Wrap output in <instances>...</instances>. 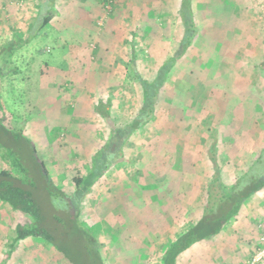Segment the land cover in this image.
Instances as JSON below:
<instances>
[{
	"label": "rangeland",
	"instance_id": "rangeland-1",
	"mask_svg": "<svg viewBox=\"0 0 264 264\" xmlns=\"http://www.w3.org/2000/svg\"><path fill=\"white\" fill-rule=\"evenodd\" d=\"M183 2V9L189 16L191 14L192 18H190L194 20L196 37L192 40L188 53L177 62L171 71L170 83L161 91L157 117L148 125L146 131L141 130L132 138L124 150V157L98 180L82 202L81 216L84 224H78L79 229L77 230H80L78 236L68 235L70 239H75L70 248L75 259L77 257L89 259L90 264H100V261L105 263L102 255L107 253L98 244L97 233L110 236L111 230L107 226H104L102 230H97L96 220L102 216L104 218L107 214L105 218L111 221L119 213V216L124 219L118 226L128 225V219L131 217L129 213L131 212L132 215L135 212L141 213L145 204L149 203L147 197L152 196V203L160 198L161 202L164 200L159 190L161 185L167 188V193L169 189L172 192L170 191V196L166 195L165 214L161 215L162 219L160 223L157 222V227L150 231L149 239L156 237L164 239V236L167 238L175 229V224L178 229H184L189 225L188 222L192 221V217H199L203 200L197 199L205 198L202 196L200 182L202 179L206 183L209 182V179L213 177V168L208 170L204 164L200 163L195 166V172H198L200 176L193 177V182L196 183V187L192 189L193 192L188 187L179 190V183L176 181L178 179L174 174H182L180 169L184 166L183 156L189 155L191 159L200 158L197 163L204 161V157H207L208 152L205 151V147L209 144L199 146L196 142H199L201 137L209 138L213 135L218 144V156L223 157L222 153L225 152L226 158L229 159L223 164V172L233 175V178L237 177L244 167L240 165L239 159L250 150L252 154L254 153L255 149L248 147L250 144L244 146V143H248L245 138L249 134L247 139L250 140V134L253 132L240 133L238 138L244 136L243 140L230 142L225 139L226 136L233 138V135H237L239 131L235 134L226 132V127L223 129L221 123H223V116L226 115L225 112L228 113L229 110L237 107V103H240L238 95L233 94L235 87H249L250 81H254L258 71L261 70L255 64L247 68L240 67L245 55H250L247 51L244 53L238 50L241 44L237 33L242 31L244 34L253 29H262L264 32V0H183ZM115 3L116 1L109 7L105 3V6L110 10ZM32 5V2L29 5L24 0H10L7 6L0 0V47L12 37L13 29L26 32L25 38L30 33L28 29L30 23H33L35 12V5L34 7ZM176 5L178 7L179 2ZM188 6L190 11L187 10ZM44 7L54 14L53 26L50 22L41 30L34 27L31 31L34 37L32 35L30 43L16 52L12 61L10 54L13 46L5 44L1 48L0 78L4 76L3 71L6 75L0 81V119L10 130L9 135L5 133L3 141H6L10 134L16 138V134L22 133L25 139L19 142L27 144L31 150L37 149V154L45 161L52 180H56L58 185L66 191H73L74 177L88 174L92 158L104 146L112 129L131 121L139 111L142 104V91L137 81L130 79L127 67L118 59L121 55L128 58L130 55L117 51L122 47L121 36L117 34L118 38L114 46L116 51H109L104 55L102 59L105 66L93 70L95 74L88 78L87 84L83 87L86 89V94L81 96L84 90L79 92L76 84L65 82L68 78V71H70V61L67 55H70L71 50L82 41L83 47L88 50L89 58L92 59L91 54H93L97 61L102 60L96 54L100 47V35H96V32L90 36L87 35L88 31H85V26L88 24L81 20V17L84 18L83 15L81 13L75 15L77 11L74 9L71 14L69 13L74 7L69 0L61 10H55V12L51 0L37 3L38 10ZM175 9L171 12L174 13ZM179 16L181 22L172 18L170 24L166 26L167 20L163 19L164 16L160 13V21H157V24L163 25L161 30L152 32L150 36H141L142 38L136 35L138 45L143 50V52H138L140 69L146 78L155 77L164 58L174 54L179 47L185 31L183 17L181 14ZM153 21L156 22V19ZM91 23L94 24L93 28L106 26L103 19L94 20ZM225 31L230 34L234 32L236 35L230 36L231 38L229 37L224 44L223 38H227ZM132 32L133 30H130L131 34ZM234 39L235 45L231 47L230 44ZM260 43L263 45L264 55V35ZM19 45H21L20 42L16 46ZM250 45H253V42L246 44L247 50ZM230 48H233V51ZM242 48L244 49V46ZM151 49L157 53V56L149 55L148 50ZM248 58L254 62V55ZM79 70L82 76L87 68ZM261 75L264 77V72ZM230 83H233L232 86L235 87L231 89ZM238 93L244 98V104H252L254 96L245 95L241 91ZM108 99L112 101L111 115L104 117L95 111L94 106L96 107L100 100L106 103ZM216 128L217 131H215ZM174 132L177 133L175 136L178 138H173L176 140L165 144L164 139L168 140L169 137L172 139L171 135ZM13 137L11 136L8 141L16 142ZM254 139L255 137L251 143ZM172 142L173 151L170 149ZM178 145L182 146V154L177 161V156L180 155L176 152ZM13 147L7 145L6 151L12 153ZM165 148L173 152L166 164L162 156ZM0 152L2 154L3 150ZM11 156L23 165L30 160L27 154L20 149H15ZM1 161L4 166L8 165L2 158ZM29 163H32V160ZM150 164L157 166L158 169L160 167V177L157 180L150 176L155 170L148 168ZM258 167L260 171L264 169L263 161ZM26 168V175L31 176V168L34 171L35 165L30 168L28 164ZM148 189L151 192L147 191ZM183 190L187 193L192 192L194 196L184 195ZM144 194L148 195L144 197ZM114 202L121 208L116 213H111V205H114ZM52 203L57 209L66 205L59 197H54ZM152 212L153 215H158V211L152 210ZM131 219L135 221L134 218ZM37 224L40 223L37 222ZM64 224L65 221L57 222L56 226L63 229ZM159 224L161 229H159ZM114 226L116 230L112 232L119 237L118 239L116 236L118 244L114 246L118 255H125L130 252L128 250L140 247L144 239L141 236H137L139 240L135 239L137 243L134 246L123 242L130 238L126 234L137 235L139 230L137 232L123 230L119 233L118 231L123 227L118 229L116 224ZM52 232L55 233V231ZM54 235L55 242L59 245L64 239H68L59 237L57 231ZM80 236L83 238L79 240ZM92 245L95 247L94 251ZM144 247L145 252H149L150 247L157 250L150 243L145 244ZM29 253L33 255L32 252ZM66 253L69 254L67 251L61 252L56 249V255L59 254V261L56 262L79 264V261L70 260ZM24 260L27 261V259ZM25 261L23 262L26 263ZM142 262L145 261H138L139 264ZM120 263V261L117 262V264Z\"/></svg>",
	"mask_w": 264,
	"mask_h": 264
},
{
	"label": "crops",
	"instance_id": "crops-1",
	"mask_svg": "<svg viewBox=\"0 0 264 264\" xmlns=\"http://www.w3.org/2000/svg\"><path fill=\"white\" fill-rule=\"evenodd\" d=\"M2 1L8 5L10 0ZM24 1H26L27 4L29 3V5L32 2V7L35 5V12L33 14L34 17L35 13L38 11L37 3L42 1L45 2L47 0ZM51 1L55 4L54 12L55 10H61L67 2V0ZM104 1L105 0H69L70 3L72 2L74 4V7H72L69 13L71 14L72 10L74 9L77 11V14L75 15H78V13L83 15L84 18L81 17V20L86 21L88 24V26H85V31H88L87 35L90 36L95 34V32L96 35H100V47L96 53L100 59L104 58V55L107 52L116 51L114 47L116 45L115 41L118 38L117 34L120 35L122 39V47L117 49V51L124 52L126 54L129 53L130 55L129 58L125 55H121L118 58L119 61L123 62L125 67L128 65V62H130L131 59L135 57L138 58V52H143V50L138 45L136 35L139 37L145 35L150 36L152 35V32L154 33V31H158L159 29L161 30L163 28L162 24L160 26L157 24V21H160V13L163 14V19L167 20L166 26L170 24V19L172 18L178 19L181 22L179 15L183 0H114L116 3L114 7L110 8V10L106 8ZM177 2H179L178 7L176 5ZM59 4H62V6L59 7ZM173 9H175L174 13L176 14L172 13ZM98 19H103L106 22V26L104 28H93L94 24L91 22H94V20L97 21ZM154 19H156V22L153 21ZM52 21L51 25L53 26ZM130 30H133L132 34L130 33ZM224 34L227 36L226 39L223 38L222 42H224V44L227 42L230 36L233 37L236 35L234 32H232L231 34L233 35H231L228 31H225ZM237 35L239 36L238 38L240 39L241 44V48L239 47L238 50L244 53L247 51L250 55H245L243 64H240V67L247 68V66L249 67L250 65L252 66L255 64L261 68V70L258 71L256 78H254L255 80L250 81L249 87L245 86L243 88H236L235 86H232L234 85L233 83H230L229 87L231 89L235 87V92L233 94L238 95V100L240 99V103H237V107L229 110L228 113L225 112L226 115L223 116V123H221L223 124V129L226 127V132H234L235 134L236 131H239L237 135H233V138L226 136L225 139L230 142L238 139L243 140L244 136H239L238 138L240 133L247 131L255 133H251L252 135L250 134V140L247 139L249 134L247 137L245 136V139L248 141V143H244V146L246 147L250 144L248 147L255 149L253 150L254 155L250 150V152L245 153L239 159L240 165L244 166L242 170L245 171L249 165L256 161L259 154L264 150V77L261 75L264 72L262 70L264 55L262 49L263 45L260 43L264 32L262 29H253L252 31L249 30L248 33L244 34H242V31H239ZM250 42H253V45H250L249 49L247 50L245 46ZM234 45L235 39L230 44V46L233 47ZM242 46H244V49ZM232 49L233 48H230L231 51H233ZM236 50L237 47L235 51ZM87 51L88 50L83 47L82 41H80L77 43V46L71 50L72 53L67 55V58L69 57L70 61V71H68V78H66L65 82H67V84L69 82L74 85L76 84V88L79 92L84 90L80 94L81 96L86 94V89H83V87L84 84H87L88 78L95 74L93 70H95V68L98 69L103 68L102 66H105L103 65V59L97 61L94 55L91 54L92 59L94 60L93 61L88 57ZM253 55L254 62L251 61V58H248L252 57ZM81 68H87V71H85L84 75L82 76H80L82 73L79 70ZM72 75H74L73 78H70ZM240 91L245 95L254 96L253 101L251 102L252 104H244V98H242L241 94L238 93ZM216 113L215 115L217 116L218 113ZM253 137H255V139L254 142L251 143ZM228 161L229 159L226 158L225 162ZM2 165L3 164L0 158V167H2ZM177 171L179 172V170ZM180 171L182 172V170ZM174 175L177 177L176 179H179L182 174ZM167 177L168 175L166 174V178ZM222 179L226 184H232L236 181V177L233 178V175L224 174L223 169ZM160 182H162V180H160ZM166 189L167 188L164 187V185L159 186V190L162 193L161 195L164 196L162 197L164 198L162 202L160 198L157 199V202L155 201L152 203V196H149L147 197V202L149 203H147V205L145 204L141 213L135 212L134 215H132L130 212L129 215L131 214V217L128 219V225L120 226L124 229L118 226L122 219H124L123 217L119 216V213L116 216L117 219L115 218L111 221L105 218L107 214L104 215L105 219L102 216L100 219L96 220L95 228L97 230H102L104 226L109 227L111 230L110 236L97 233L98 244L102 246L107 253L102 255L105 263L100 261V264H117L119 261L123 264H139V260L145 261L142 262V264H160L162 251L167 243V238L164 236V239H157L156 237L151 240L148 237L151 235L150 231L152 228L157 227V222H161V215L165 214V198L167 195ZM147 191L151 192L150 189ZM143 196L146 197L145 194ZM112 205V209L110 210L111 213H116L119 211V208H121L120 205L115 204V202L114 205ZM152 210L158 211V215H153ZM27 218L25 215L13 211V209L7 203L0 201V264H59L56 262L59 261V254L56 255L55 247L53 245L50 246L51 244L45 239L41 237L30 236L20 239L16 242L14 241L16 237V226L18 224L24 225L29 223L30 221ZM131 218H134L135 221ZM197 218L198 217H196V219ZM114 224L118 226V229L120 228L118 231L119 233L123 230L126 232H129L130 230L137 232L139 230L137 235L133 234L134 236L131 233L126 234L128 235L127 237L130 238H127L126 241L123 242L126 244H132V246H134L137 243L135 239L139 240L137 236H141L144 239L141 241L142 244H140V247L135 248V250H128L130 252H127L125 255H118L116 247H114L118 244V241L116 240L118 236L115 234V232H112V230H116ZM159 229H161L160 224ZM262 231H264V187L257 191L243 204L239 213L224 226L220 233L209 239H205L193 244L188 250L182 253L177 264H245L260 248V236ZM160 233L161 232H159V234ZM123 239L125 240V238ZM149 243L153 244L157 250L150 247L149 252H145L146 249L144 245ZM29 252H32L33 255ZM24 259H27V261ZM259 264H264V261Z\"/></svg>",
	"mask_w": 264,
	"mask_h": 264
},
{
	"label": "trees",
	"instance_id": "trees-1",
	"mask_svg": "<svg viewBox=\"0 0 264 264\" xmlns=\"http://www.w3.org/2000/svg\"><path fill=\"white\" fill-rule=\"evenodd\" d=\"M54 5L53 3V6ZM183 5L184 2L182 3L180 14L183 17L185 26L184 35L174 54L164 58L156 76L153 78H146L143 76L138 58L135 57L128 62L126 67L130 74V79H135L142 91L141 107L131 121L112 129L104 146L92 158V164L88 174L74 177L75 188L73 191H66L58 185L56 180H52L45 161L39 158L37 154V149L33 148L31 150L27 144L19 142L25 139L22 133H20V135L16 134V138L13 137V134H10L8 137L9 139L12 136L16 142L8 141V139L3 141L5 133L9 135L8 133H10V130L7 129V126H5L0 119V150H3L2 154L0 152V158L8 163L7 166L3 164L2 167H0V201L10 205L13 211L25 215L30 221L24 225L18 224L16 226L15 242L30 236L41 237L53 245L58 251H67L70 255L66 253V256L70 260H74L75 262L79 261V264L91 263L88 261L89 259H81V257L74 258L75 256L72 254L70 248L71 243H73L72 241L75 239H70L68 235L73 237L79 235L78 232H80V230H77L79 229L78 224H84L81 216V204L85 197L92 191L93 186L108 172V170L124 157V150L132 141V138L139 134L141 130L146 131L148 125L157 117L161 91L170 83L172 77L171 71L176 66L177 62L183 59L188 53L189 46L196 37L194 20L191 19V14L189 16V14L185 12ZM187 10L190 11L189 6ZM53 16V12L47 11L46 7L38 10L34 15L33 23L29 25L28 31L30 33L27 34L26 38V32L24 33V31H20L19 29H13L12 37H10L7 43H4L0 47V52L5 44L13 46L10 54L12 61L16 52L30 43L32 35L34 37V34L31 35L33 28L37 27L38 30L45 28L50 24ZM18 42H20L21 45L16 46ZM154 49L155 47L153 50ZM148 52L150 56L152 54L153 56H157V53L153 52L152 49L148 50ZM262 65L264 69V63ZM3 73V77H5V71H3ZM2 78H0V81ZM111 102V99H108L106 103L100 100L99 104L95 107V111L101 116H110ZM217 130L216 128L215 131ZM167 131L169 130L167 129ZM176 134L175 132L172 133V139L170 137L168 140L165 138L164 143L167 144L170 141L176 140H173V138H178L175 136ZM206 138L207 137L203 136L199 142H196L199 146L203 144L206 145L207 143L209 144V146L205 147V151L208 152L207 157H204V161L197 163V160L200 158L191 159V157H188L189 155L183 156L182 164H184V166H181L180 169L183 175L180 177L181 179L179 178L176 180L177 183H179V190L188 187L190 191H192V189L196 187V183L193 182V177L199 175L198 172H195V166L200 163L204 164L205 168H208V170L213 168V177L210 178L209 182L206 183L203 179L200 182L202 196L205 198L197 200H203L201 207L202 212L197 219L192 217V221L188 222L189 225L184 229H178V226L176 224L174 225L175 229L167 237V243L162 251L160 264H177L182 253L188 250L193 244L209 239L220 233L224 226L239 213L243 204L264 187V169L260 171L258 167L262 161L264 163V150L259 154L256 161L249 165L245 171L242 170L239 173L234 183L226 184L222 179V167L224 166L223 164L226 163V153H222L224 158L221 156V160V157L218 156V144L215 138H213V135ZM208 141H210V143ZM7 145L14 146V150L20 149L24 151L29 159L32 160V163H29L30 160L26 165L17 162V159L11 156L14 150L12 149V153L6 151ZM172 145L173 142L170 143L171 151H173ZM171 151L168 148L164 149V155L162 156L165 164L169 161V158L172 157L171 155L173 152ZM176 152L180 154L177 156L178 161V157H181L182 154L181 145L177 146ZM9 156H11L10 159ZM28 164L30 168L32 165H35L34 171L31 168V176L26 175V167H28ZM148 168L152 170L155 169L154 173L152 175L150 174V176H153L154 179L157 180V178L160 177V167L158 169L157 166L150 164ZM168 191L169 193L167 194L170 196V191L172 192V190L169 189ZM190 191L187 193V191L183 190L182 192L184 195L188 194L189 196H194L192 193L193 191ZM54 197H59L66 205H62V209H59L61 207L57 209L52 203ZM64 221L65 224L63 229L56 226L57 222L61 223ZM37 222L40 224L38 225ZM81 227H83V225H81ZM52 231H55L54 234H56L57 231L59 237H66L68 239H64L59 245L55 242V235ZM82 238L83 237L80 236L79 240ZM92 250H95L93 245Z\"/></svg>",
	"mask_w": 264,
	"mask_h": 264
},
{
	"label": "built area",
	"instance_id": "built-area-1",
	"mask_svg": "<svg viewBox=\"0 0 264 264\" xmlns=\"http://www.w3.org/2000/svg\"><path fill=\"white\" fill-rule=\"evenodd\" d=\"M105 1L107 7L112 6V3H114V0H105ZM260 243H261L260 248L245 264H259L264 261V231L260 236Z\"/></svg>",
	"mask_w": 264,
	"mask_h": 264
}]
</instances>
